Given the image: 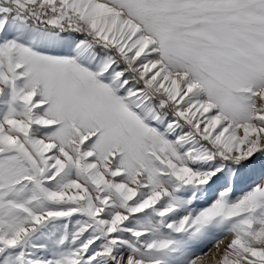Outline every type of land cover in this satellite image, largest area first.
<instances>
[{"label":"snow or ice","instance_id":"6c2138e0","mask_svg":"<svg viewBox=\"0 0 264 264\" xmlns=\"http://www.w3.org/2000/svg\"><path fill=\"white\" fill-rule=\"evenodd\" d=\"M0 264H264V0H0Z\"/></svg>","mask_w":264,"mask_h":264}]
</instances>
